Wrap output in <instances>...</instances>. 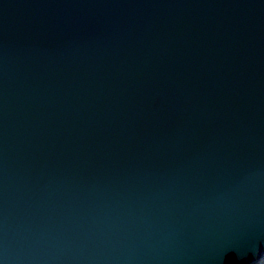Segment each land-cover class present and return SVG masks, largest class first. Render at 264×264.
Listing matches in <instances>:
<instances>
[{"label":"water","instance_id":"1","mask_svg":"<svg viewBox=\"0 0 264 264\" xmlns=\"http://www.w3.org/2000/svg\"><path fill=\"white\" fill-rule=\"evenodd\" d=\"M264 253V0H0V264Z\"/></svg>","mask_w":264,"mask_h":264},{"label":"bare ground","instance_id":"2","mask_svg":"<svg viewBox=\"0 0 264 264\" xmlns=\"http://www.w3.org/2000/svg\"><path fill=\"white\" fill-rule=\"evenodd\" d=\"M261 262H262V259L261 257H259V258H256L255 261L251 262L250 264H262Z\"/></svg>","mask_w":264,"mask_h":264},{"label":"rangeland","instance_id":"3","mask_svg":"<svg viewBox=\"0 0 264 264\" xmlns=\"http://www.w3.org/2000/svg\"><path fill=\"white\" fill-rule=\"evenodd\" d=\"M264 254V253H263ZM261 259H262V264H264V255L261 256ZM255 261V260H254ZM253 262V261H252Z\"/></svg>","mask_w":264,"mask_h":264}]
</instances>
